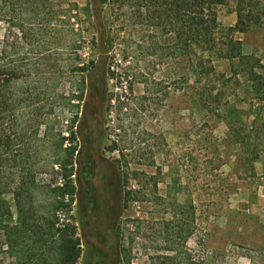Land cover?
Returning a JSON list of instances; mask_svg holds the SVG:
<instances>
[{
    "label": "rangeland",
    "instance_id": "374dc122",
    "mask_svg": "<svg viewBox=\"0 0 264 264\" xmlns=\"http://www.w3.org/2000/svg\"><path fill=\"white\" fill-rule=\"evenodd\" d=\"M26 1L0 0V38L10 54L12 25H22L18 56L25 69L27 59L36 62L39 90L49 92L51 112L37 139L49 128L57 138L81 125L82 145H95L119 177L109 252L94 253L83 242L76 264H264V0L255 6L263 24L233 34L242 54L254 57L250 63L259 61L255 72L263 81L240 73L236 60H215L224 77L215 79L207 109L199 105L203 85L195 69L160 27L138 21L134 8L118 10L107 0L93 23L85 8L98 0H53L43 28ZM234 7H219L222 27L235 24ZM91 107L97 109L95 132L83 124ZM53 152L52 162L43 152L27 220L13 194L2 195L10 214L0 230V264H54L52 242L42 246L49 238H40L44 224L75 222Z\"/></svg>",
    "mask_w": 264,
    "mask_h": 264
},
{
    "label": "trees",
    "instance_id": "16d2710c",
    "mask_svg": "<svg viewBox=\"0 0 264 264\" xmlns=\"http://www.w3.org/2000/svg\"><path fill=\"white\" fill-rule=\"evenodd\" d=\"M51 1L53 0H27L25 2L34 6L32 10L29 6V10L35 21L39 19L38 24L43 28L48 27L49 20L53 16ZM106 2L107 0H98L97 5L89 3L87 9L85 8L88 11L87 15L93 19V23L96 22L94 19L99 21L100 7ZM112 2L115 3L118 10L134 8L136 12L134 11L132 14L135 13L138 21L160 27L163 34L169 36L173 42L172 46L195 69L197 77L203 85L202 89L197 92L199 105L203 109L212 106V98L209 96L213 94L215 79L220 76L224 77L223 74L216 72L213 65L215 60H236L242 66L240 73L263 81V76L255 72L259 61L254 60V63H250L254 57L242 54L241 43L233 35L236 32L244 33L263 24V17L257 13L255 7L259 5V0H113ZM229 2L235 3L236 22L233 26L222 27L218 20V9ZM72 6L78 9L75 2L72 3ZM18 7L19 5L14 6L15 11ZM16 14L18 16L19 12ZM12 26L17 27V32L13 34V41L10 43V54L7 51L5 37L0 38V230L7 228L4 225L3 217L10 214L9 207L2 198L3 194L8 192L13 194L17 211L23 221L31 210H35L34 190L39 174V165L44 160L43 152L45 150L46 157L48 155L50 158L47 160L51 162L53 151H56L58 165L56 167L62 171L63 190L69 192L67 179L70 171L67 166L73 164L78 140L76 128L82 129L81 125H71L67 136L58 134L56 138L52 129L49 128L45 133L44 140L37 139L39 126L44 117L51 112L49 92L39 90L37 84L39 79L36 81V76L39 75L36 72L39 71V68L35 61L31 58L27 59L29 67L23 68L22 58L18 56L19 34L22 32L20 31L22 25L13 24ZM98 26L97 31L102 35V28H98ZM30 34L34 37V33ZM74 36L75 41L76 38H80V34H77L76 31H74ZM11 55L15 56L12 62L9 60ZM72 70L75 71L76 68ZM233 74L237 75L238 73L234 71ZM46 79L43 78V80ZM44 93L47 97L42 98ZM207 97L209 98L207 99ZM209 109L211 112H215L213 107ZM83 124L85 128L89 129L97 127L96 108L91 107L86 112ZM65 141H68L69 146L64 145ZM62 194L64 195V192ZM25 208H27L26 212ZM30 217L33 216L30 215ZM44 225L40 238L44 236L49 238L41 239L42 246L46 245L48 241L52 242L54 251L57 253L50 262L76 264L81 254V248L75 236L74 226L66 223L61 228H56L55 222L50 220H47ZM35 228V230L33 228L30 230L38 232L42 226L40 224ZM45 264L50 263L46 260Z\"/></svg>",
    "mask_w": 264,
    "mask_h": 264
},
{
    "label": "flooded vegetation",
    "instance_id": "af4514ba",
    "mask_svg": "<svg viewBox=\"0 0 264 264\" xmlns=\"http://www.w3.org/2000/svg\"><path fill=\"white\" fill-rule=\"evenodd\" d=\"M96 128L88 129L95 132ZM82 132L76 128L78 142L73 164L67 166L70 171L68 189L73 198L71 204L75 218L71 224L78 226H74L75 230H81L80 234L75 233L80 248L84 242L94 253H108L110 233L116 227L119 213V177L114 167L101 158L95 145H82Z\"/></svg>",
    "mask_w": 264,
    "mask_h": 264
}]
</instances>
